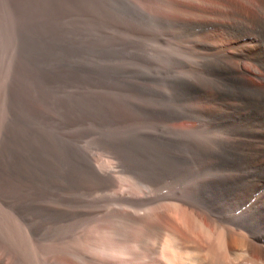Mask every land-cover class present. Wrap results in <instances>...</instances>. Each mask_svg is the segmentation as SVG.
I'll return each instance as SVG.
<instances>
[{
  "label": "rangeland",
  "instance_id": "374dc122",
  "mask_svg": "<svg viewBox=\"0 0 264 264\" xmlns=\"http://www.w3.org/2000/svg\"><path fill=\"white\" fill-rule=\"evenodd\" d=\"M189 1L0 0V264H158L159 260L162 261L164 258L163 254H167L165 255L167 259L166 257L171 253L168 248H162L165 235L163 228L166 227L167 222L168 224L171 222L168 228L172 231H175L177 225L183 227V221L189 220L187 223L190 224L191 220V225L193 224L189 216H186L188 220L185 218L184 207L180 205L183 208L178 209V202H171V192H175L177 188L179 189L177 191H180L183 186H187L188 183L190 186L195 181L198 184L193 183V186L196 185L195 188L199 186L207 190L209 187L205 183L206 179H214L217 176L218 178L215 179H227L223 176L230 179L229 174L232 173L230 169L238 170L234 161L232 163L227 161L229 150H233L230 146L227 147L229 134L226 133L228 129L225 127L228 128V118L222 121L212 119L216 125L213 127L211 118L207 116L204 118L196 112L198 101L200 104L206 103L208 107H217L216 103L214 105L213 102L210 103L207 99L196 96L197 82L200 81L201 76L199 74L206 75V78H200L202 82L205 81L204 83L207 84L212 82L213 86L217 82L216 85L219 84L217 87L221 86V80L224 81L221 78L225 74L221 73L223 69L218 61L207 58V55L200 56L204 48L198 46V40L209 39L211 42L214 41V45H220L227 35L222 28L211 32L210 29L202 30L196 26L197 24L193 26L197 18L194 12L196 13L195 8L199 5L216 10L217 6L213 4L219 0ZM226 1H229L227 6L225 5L226 8L222 6L220 9L221 7L218 6L216 12L219 14L215 12L217 16L213 15L217 18L221 14L222 17L219 16L220 19L223 18L221 21L227 18L224 22L229 25L228 30L236 27L234 30L238 33L246 34L249 33L248 30L251 31L248 35L251 39L249 43H252L251 45L247 43L249 51L264 52V43L263 41L261 43L259 34L252 32L256 26H252L247 20V17L258 12L255 11L258 9L256 0ZM255 2L256 4L253 5ZM182 6L185 7V11ZM235 7L241 9L244 16L236 12ZM239 29L241 31H238ZM224 44L236 56L245 51L242 47L233 50L232 40ZM244 59L242 58V66L248 69L245 74L246 81L254 86L258 84L260 86L262 81L255 71L258 65L253 60ZM200 61L207 62L206 66ZM210 61L212 64L215 61L217 63L212 66ZM197 66H202V71ZM203 67L207 68V72ZM208 67L214 72L212 75ZM206 73L210 74L208 79ZM203 75L201 77H205ZM190 76L193 77L190 79ZM215 76L217 79L213 80ZM218 78L221 80L219 81ZM185 84H189L187 89ZM220 88L225 90L223 87ZM190 93L193 97L189 96ZM186 103L189 105L187 106ZM193 103L197 104L194 106L195 109ZM178 104L182 111L177 109ZM181 106L182 108L185 106V110ZM186 109H189L190 113ZM183 110L188 113H183ZM170 113L178 115L174 114L172 115L174 117H171ZM168 115L170 118L167 117ZM180 115L185 116L182 118ZM195 123L199 125L196 126ZM220 125L222 127L224 125L223 129ZM214 128L217 130L215 131ZM177 129L180 131L176 132ZM198 129L203 131L201 130L200 133ZM167 130L173 131V134ZM218 130H220L218 134H222L220 135L222 141L218 139ZM204 132L208 137L202 135ZM215 133L218 137L214 135ZM192 134L196 137L194 135L192 137ZM224 135L227 140L223 138ZM198 137L200 139H197ZM216 139L222 146L224 143V147L219 148L221 144ZM165 140L167 143H164ZM198 140H201V143L198 144ZM182 141L186 142L184 144L187 148L184 147L185 145L181 147ZM193 145L198 151L194 152L196 148ZM206 145L212 148L209 149ZM191 146H193L192 150H190ZM238 148L235 147L236 151H232L233 157L237 155L235 156L237 159L242 155ZM202 150L207 159L203 157ZM224 151L227 153L224 154ZM210 156L214 158L213 161H210ZM201 159L205 160V164L201 163ZM190 166L193 168L198 166L196 169L202 171ZM98 172L102 175L100 176ZM203 172L207 175L205 176ZM209 173L213 174L214 178ZM140 179H146L145 184L144 180L140 183ZM196 179L203 185L200 186ZM134 181L139 182L138 184L142 186L139 187L143 190ZM147 182L152 184L149 185ZM193 186L187 189H193ZM187 189L185 192L188 191L187 193L192 195L194 190L190 193L191 190ZM219 191L220 194L223 193L222 195H227L229 192L227 189V192L225 189ZM164 198L166 200L168 198V202L164 203ZM165 204L170 206L167 208ZM161 205H164L166 210L162 208L163 206L160 207ZM150 207L153 208L150 210ZM182 209L185 218L183 221L181 217L178 220L182 215H180ZM155 213L157 215L160 213L161 217L164 215L162 219L164 223L166 222L165 227L162 223L159 224L160 221L162 222L161 217L155 216L156 219L153 216L156 215ZM166 215L169 217L167 218ZM154 218L157 222L153 221ZM109 219L119 222V224L116 222L117 225H120V222L122 225L123 222V227L117 228L116 224L108 221ZM149 221L158 223V226L160 225L158 230L159 232L162 230L161 233L157 232L155 227L157 225L151 222L149 225ZM174 221L179 223L176 227ZM147 226L153 227V232L156 231L155 236L153 232L144 236L145 231L142 229ZM137 227L141 228L139 230L142 235L144 234L142 238L145 241L139 238L142 235L138 233L139 237L135 236L136 233L132 235ZM168 228L166 227V232ZM108 229L109 232L117 231L118 235L115 234L118 239L122 235L120 233L124 231L128 233V235L124 233L126 237L122 235L123 239L127 240L123 241L125 244L131 239L133 243V239L138 237L135 240L137 246H134L136 244L134 241V245L131 242L128 244L130 247L126 244L128 250L124 249L126 247L124 243L120 246L122 238L120 237L119 241L115 236L119 241V247L123 246L124 253L120 252L121 250L116 251L117 248H113L117 245L115 240L116 245L107 243L109 240L105 241ZM120 229L124 231L120 232ZM178 229L176 231L180 233L183 228L181 231ZM111 232L108 239L111 236L114 239ZM162 233L163 236L160 237ZM157 235L160 240L153 241ZM143 242L145 246L141 245ZM150 243L158 244L153 246L152 251L157 246L160 247L155 249L160 250L155 251L157 255L152 253L155 255L152 258L155 257L156 261L154 259L150 261L148 258L151 256L146 255L147 250L149 254L152 252L150 250L152 246L148 245ZM106 245L110 248L112 246V250L115 249L114 254L118 253L114 255L111 250L110 255L114 256H110L107 254L109 251H106L110 248ZM138 245L146 252V261L141 257L144 252L138 248ZM148 246L150 248L146 249L145 247ZM136 247L143 252L139 257L143 258L144 263H141L142 259L139 258L137 262H133L132 253L138 251ZM137 254L134 256L137 257Z\"/></svg>",
  "mask_w": 264,
  "mask_h": 264
},
{
  "label": "bare ground",
  "instance_id": "6f19581e",
  "mask_svg": "<svg viewBox=\"0 0 264 264\" xmlns=\"http://www.w3.org/2000/svg\"><path fill=\"white\" fill-rule=\"evenodd\" d=\"M149 1V0H148ZM157 1V0H156ZM160 1H162V0H160ZM167 2H168V0H166ZM180 1V0H179ZM191 1V0H190ZM189 1V2H190ZM209 1V0H208ZM211 1V0H210ZM215 1V0H214ZM218 1V0H217ZM216 1V2H217ZM235 1V0H234ZM254 1V0H253ZM155 2V1H154ZM164 2H165V0H164ZM166 2V3H167ZM202 2V1H201ZM211 2H213V0L211 1ZM256 2L258 3V9H256L253 5H255L256 4ZM256 2L255 3H253V7L256 9L255 11H258L257 13L256 12H253V13H256L255 15H253L251 12V14H252V16H249V17H247V20H249L248 22L249 23H251L252 24V26H256V29L255 30H253L252 32H257L258 34H259V36H260V38H261V43H262V41H263V43H264V17H263V13H264V0H256ZM179 3V2H178ZM184 3V2H183ZM187 3V2H186ZM215 3V2H214ZM229 3V1H226V0H219L216 4H213V5H216L217 6V8H218V6L219 7H221L220 9H222V6L223 7H225V5L227 6V4ZM231 3V2H230ZM156 4V3H155ZM154 4V5H155ZM160 4V3H159ZM169 4V3H168ZM176 4V3H175ZM191 4V3H190ZM212 4V3H211ZM157 5V4H156ZM167 5V4H166ZM180 5V4H179ZM187 5V4H186ZM208 6V5H207ZM212 6V5H211ZM231 6V5H230ZM238 6V5H237ZM241 6V5H240ZM245 6V5H244ZM155 7V6H154ZM176 7V6H175ZM181 7V6H180ZM190 7V6H189ZM196 7V6H195ZM213 7V6H212ZM182 8H183V6H182ZM192 8V7H191ZM217 8H216V10H217ZM226 8V7H225ZM254 8H253V10H254ZM170 9V8H169ZM177 9H179V8H177ZM185 9V7L183 8V10ZM196 10H194V11H196V13L194 12V15L195 14H197V18H195L196 19V22L194 23V25L193 26H195L196 24V26H198V27H200L202 30H203V28H205V29H210V30H212L211 32H213V31H216L217 30V28H222L224 31H225V33H226V35H227V37H225L227 40H225V38H223V41L220 43V45H214V41L213 42H211L209 39L208 40H201V38H200V41L198 40V46H200V47H202V48H204V51H203V53H201L200 54V56H202V55H207V58L208 57H210L209 59H214V60H216V61H218V63L221 65L220 67H222V69H223V71H221V73L223 72V73H225L224 74V76H223V78H221V79H224V81H222L221 79H219V81L221 80V82H220V85L221 86H218L217 87V85H219V84H217L216 85V83H214L215 85L213 86L211 83L212 82H210L209 84H207V82L206 83H204L205 81H201V79L200 78H206V75H205V77H201L202 75H203V73L201 74L199 71L201 70L202 71V66L201 67H198V68H201L199 71H197L198 73H200L199 74V76H200V78H199V82H197V90H196V94H198V95H196V96H199L200 98H205V99H207L208 101H210V103L211 102H213V104L215 105V103L217 104V107H214V106H211V107H208V106H206L207 104L205 103V105L204 104H200V101H198L197 102V104H199L198 105V107H197V115H200V116H204V118H205V116H207L208 118H211V120L210 121H213L214 119H216L217 121H222L224 118H228L227 120L229 121H227L228 122V124L227 123H225V124H227V126H228V128H226L225 127V129H228V132H227V130H226V133H228L229 134V137H228V140H227V138H226V135H224V137L223 138H226V140H227V144H229V145H227V147H231L233 150H235V147H239L238 149L241 151V156L237 159L236 157H237V155H234V157H233V150H229V152L230 153H228V159L229 160H227L228 162L230 161L231 163H232V161H234L237 165H236V168L238 167V170L237 171H235V169L234 170H232L231 171V169H230V172H232V173H230L229 174V176H230V179H228V177H225V176H223L224 178H227V179H221L220 177V179H215V178H218V176L217 177H215L214 178V175L213 174H211V173H209L210 175H213V178L214 179H206V181H205V183L208 185V187L210 188V193H208L209 192V188L207 189V190H203L202 188H200L199 186H197V188H195V186L196 185H198V184H196L197 182L195 181V182H193V183H195L196 185H194L193 186V183L190 185L191 186V188H192V186L195 188V190H194V188L193 189H190L191 190V192L190 193H192V190H194V192H193V194L191 195V194H189V193H187V192H185L186 191V189L188 188V187H190V186H188L189 185V183H188V187L187 186H183V188H185V189H183L182 187H180V188H182L180 191H177V190H179L178 188H177V190L175 191V192H171V194L172 195H170V193L167 195L168 196V198H169V195L171 196L170 197V200H171V202L173 201H175L176 203L178 202V209H179V207H181V206H183V207H181V208H183L184 209V213L186 214L185 215V218H186V216H189V218H191L192 219V225H191V220H190V224H188L189 222V220L188 221H183L185 218H184V215H183V209H182V213H180V215L181 216H179V218H178V220L180 219V217L182 218V225H183V227H181V225H180V227L177 225V227H176V224H179V223H176L175 221V226L174 227H176V229H175V231H172V229H170V228H168V227H170L169 226V224L171 223V222H169V224H168V222H167V225H166V227L168 228L167 230V232L165 231L166 230V227H165V225L164 224H166V222L164 223L163 221V217H164V215H162V217H161V215L159 216V214L157 215L156 213V215H153L154 217L155 216H157V218H160L161 220H162V222L160 221V223L159 224H163V226L165 227V228H163V232L165 233V235H164V247L162 246V248H168V250H171V253H169L168 254V256L169 257H166L167 259H165V255H167V254H163V253H166V252H164L162 249V251H163V259H165V260H163L162 259V261H161V259L159 260V263L161 264V263H163L164 264V262L166 263V261L168 260V264H264V52L263 51H260V52H257V53H251L252 51H249V47L247 46V43H249V41L251 40L250 39V37H249V35L248 34H250V32L251 31H249L248 30V32L249 33H247L246 32V34H244V33H238L237 31H235L234 29H236V27H234V29H232V30H228L229 29V25L226 23V22H224L225 20L227 21V18L224 20V21H221L222 19H220V17H222V16H218L219 17V19H217L213 14H215L216 15V10L215 9H210V8H204L203 6L201 7L200 5L199 6H197L196 8H195ZM219 9V8H218ZM228 9H230V7H228ZM235 9H236V7H235ZM181 11H182V9H180ZM187 10H189L188 8H187ZM191 10V9H190ZM193 10V9H192ZM225 10V9H224ZM231 10H232V6H231ZM234 10V9H233ZM241 10V9H240ZM239 10V8L237 7V9H236V12H239L240 14H241V16L243 15V13L241 12ZM243 10V9H242ZM244 10H246V9H244ZM252 10V9H251ZM185 11V10H184ZM220 11V10H219ZM222 11V10H221ZM229 11V10H228ZM188 12H190V11H188ZM216 12V13H215ZM227 12V11H226ZM231 12H233V11H231ZM235 12V11H234ZM244 12H246V11H244ZM248 12V11H247ZM191 13V12H190ZM190 13H188V14H190ZM192 13H193V11H192ZM187 14V15H188ZM217 14H219V13H217ZM230 14V13H229ZM228 14V15H229ZM245 14V13H244ZM250 14V15H251ZM151 15V14H150ZM192 15V14H191ZM225 14H223V16H224ZM232 15V14H231ZM246 15V14H245ZM248 15V14H247ZM154 16V15H153ZM217 16V15H216ZM230 16V15H229ZM228 16V17H229ZM233 16V15H232ZM240 16V18H243V17H241ZM244 16V15H243ZM162 18H163V16H161ZM226 17V16H225ZM231 17V16H230ZM160 18V17H159ZM165 18V17H164ZM167 18V17H166ZM174 18V17H173ZM189 18H191V17H189ZM238 18V17H237ZM236 18V19H237ZM175 19V18H174ZM173 19V20H174ZM182 19H184V17L182 18ZM192 19V18H191ZM233 19H234V16H233ZM244 19H246L245 17H244ZM244 19H243V21H244ZM185 20V19H184ZM162 21V20H161ZM166 21H168V19L166 20ZM187 20H185V22H186ZM190 21V20H189ZM189 21L187 22V23H189ZM192 21V20H191ZM234 21V20H233ZM171 22H172V19H171ZM184 22V21H183ZM235 22V21H234ZM239 22H241L240 20H239ZM245 22V21H244ZM166 23V22H165ZM168 23V22H167ZM169 23H170V21H169ZM229 23V22H228ZM173 24V23H172ZM176 24V23H175ZM191 24V23H190ZM238 24V23H237ZM170 25H171V23H170ZM174 25V24H173ZM189 25V24H188ZM235 25V24H234ZM249 25V24H248ZM240 26V25H239ZM238 26V27H239ZM190 27V26H189ZM199 28V29H200ZM239 28H241V27H239ZM250 28V27H249ZM204 29V30H205ZM242 30L244 31V29L242 28ZM206 31H208V30H206ZM238 31H241L240 29L238 30ZM219 32H220V30H219ZM245 32V31H244ZM208 33V32H207ZM213 35V34H212ZM217 38V37H216ZM234 38V39H233ZM199 39V38H198ZM234 42V44L231 46L232 48H233V50L234 49H236V48H238V47H242V49H244L245 51H243V52H241V54H239V55H235L234 54V52H232L231 50H230V48H228V47H225V42H227V43H230V41L231 40ZM216 40V39H215ZM216 42V41H215ZM218 42V41H217ZM216 42V43H217ZM197 43V42H196ZM250 43H252V42H250ZM249 43V45H251ZM194 45V44H193ZM264 46V45H263ZM240 49V48H239ZM182 50H183V48H182ZM186 50V49H185ZM237 50V49H236ZM235 50V51H236ZM186 51H188V50H186ZM181 52H183V51H181ZM190 52V51H189ZM193 52H194V50H193ZM240 52V51H239ZM182 54V53H181ZM187 54V53H186ZM185 54V55H186ZM198 54V53H197ZM203 57V56H202ZM237 57H239V59L237 58ZM205 58V57H204ZM237 58V59H236ZM242 58H243V60H245L244 58H247V59H250V61L251 60H253V62L254 63H256L257 65H258V68L257 69H255V71H256V75H258V77L261 79V81H262V84L260 83V86H254V85H252V84H250L249 82H247L246 81V78H245V74L248 72V69H245L243 66H242ZM206 59V58H205ZM204 59V61H207L208 62V60H205ZM181 60V59H180ZM200 60V59H199ZM203 60V59H202ZM211 60V61H212ZM194 61V60H193ZM210 61V62H211ZM214 62V63H217V62ZM207 62L206 63H204V62H202L201 63V61H200V63L203 65V63L205 64V66H206V64H207ZM252 62V63H253ZM197 63H199V62H197ZM199 63V64H200ZM213 63V64H214ZM244 63V62H243ZM250 63V62H249ZM248 63V64H249ZM253 63V64H254ZM209 64V63H208ZM210 64H212V62L210 63ZM212 64V66H214ZM251 64V63H250ZM255 64V65H256ZM217 65V64H216ZM219 66V65H218ZM250 66V65H249ZM253 66V65H252ZM252 66H250V67H252ZM196 67V68H197ZM211 67V66H210ZM255 67V66H254ZM197 68V69H198ZM205 67H203V69H204ZM206 69V72H207V68H205ZM213 69V68H212ZM215 69H216V67H215ZM214 69V70H215ZM219 69V68H218ZM196 70V69H195ZM208 70L210 71V68L208 67ZM204 71V70H203ZM220 71V70H219ZM197 72H196V74H197ZM211 72V71H210ZM213 72V71H212ZM211 72V75L214 73H212ZM215 72H216V70H215ZM220 73V74H221ZM207 74V79L209 78V73H206ZM203 75V76H204ZM217 75V74H216ZM218 75H219V73H218ZM198 76V77H199ZM220 76V75H219ZM184 77V76H183ZM186 77H188V76H186ZM185 77V78H186ZM193 77V76H192ZM191 76H190V79L192 78ZM196 77H197V75H196ZM218 77V76H217ZM257 78V77H256ZM181 79H182V77H181ZM194 79H198V78H195L194 77ZM214 79H217L216 78V76L215 77H213V80ZM255 79V78H254ZM183 81V80H182ZM185 81V80H184ZM191 81V80H190ZM193 82H194V80H193ZM193 82H192V84H193ZM252 82V81H251ZM186 83V82H185ZM219 83V82H218ZM254 83V82H253ZM207 84V85H206ZM186 86H185V88L186 87H188L187 85H189V84H185ZM174 86H175V84H174ZM177 86V85H176ZM180 86H182V85H180ZM184 87V86H183ZM192 87V86H191ZM194 87V86H193ZM220 87H223L225 90H222V88H220ZM177 88V87H176ZM182 89V88H181ZM184 89V88H183ZM187 89V88H186ZM191 89V88H190ZM178 91H180V90H178ZM174 92V91H173ZM182 92V91H181ZM184 92V91H183ZM182 92V93H183ZM186 92H188V91H186ZM191 92V91H190ZM179 93V92H178ZM177 93V94H178ZM173 94V93H172ZM181 94V93H180ZM179 94V95H180ZM188 94V93H187ZM194 94V93H193ZM184 95H186V94H184ZM178 96V95H177ZM182 96H183V94H182ZM189 96H191V97H193L192 95H191V93H190V95ZM188 96V97H189ZM195 96V97H196ZM174 97H176V95L174 96ZM180 97V96H179ZM179 97H177V98H179ZM186 97V96H185ZM187 97V98H188ZM183 98H184V96H183ZM202 99H200L201 101H203ZM179 100V99H178ZM186 100V99H185ZM192 100H194V99H192ZM195 101H197V99L195 100ZM179 102H181V101H179ZM186 102V101H185ZM204 102H206L205 100H204ZM209 103V102H208ZM191 104V103H190ZM196 103H195V105H197ZM179 105L180 104H178V107H179ZM182 105H185V103L183 104L182 103ZM186 105H187V103H186ZM188 105H189V103H188ZM187 105V106H188ZM192 105V104H191ZM194 105V103H193V107L195 106ZM187 106H186V108H187ZM174 108V107H173ZM177 108V107H176ZM181 108H182V106H181ZM192 107H190V109H191ZM139 109V108H138ZM153 109H154V107H153ZM177 109H179V110H181L180 109V107L179 108H177ZM182 109H184L185 110V106H184V108H182ZM193 109V108H192ZM194 109H195V107H194ZM159 110V109H158ZM160 110H161V108H160ZM168 110H170V108H168ZM184 110H183V113H186L189 109H186L187 111H185L184 112ZM154 111V110H153ZM152 111V112H153ZM165 111H167V110H165ZM182 111V110H181ZM180 111V112H181ZM192 111V110H191ZM158 112V111H157ZM189 112V111H188ZM187 112V113H188ZM166 113V112H165ZM178 113H179V111H178ZM186 113V114H187ZM190 113V112H189ZM191 113H193V112H191ZM163 114V113H162ZM168 114H169V112H168ZM171 114V113H170ZM174 114H177V113H173V114H171L170 116L171 117H174V116H172V115H174ZM180 114V113H179ZM185 114V115H186ZM194 114H196L195 112H194ZM161 115V114H160ZM166 115V114H165ZM178 115V114H177ZM185 115H180L182 118H183V116H185ZM162 116H164V114L162 115ZM189 116V115H188ZM167 117H169V115L167 116ZM193 117V116H192ZM192 117H190V119L192 118ZM194 117H195V115H194ZM206 117V118H207ZM170 118V117H169ZM185 118V117H184ZM186 118H188L189 119V117H186ZM196 118H198L199 119V117H197L196 116ZM195 118V119H196ZM193 119V118H192ZM213 119V120H212ZM182 120V119H181ZM225 120V119H224ZM200 121H201V119H200ZM205 121V120H204ZM206 121H207V119H206ZM205 121V122H206ZM187 122V121H186ZM189 122V121H188ZM197 122V121H196ZM203 122V121H202ZM202 122H200V123H202ZM209 122V121H208ZM192 123V122H191ZM210 124L212 123V122H209ZM224 123V122H223ZM196 124V123H195ZM204 123H202V125H203ZM210 124H208L209 125V127H210ZM218 124V123H217ZM197 125H199V124H196V126ZM202 125H200V126H198V127H200V128H202ZM207 125V124H206ZM213 127H216V125L214 124V121H213ZM221 127H222V125H220ZM219 126V127H220ZM174 127V126H173ZM213 127H212V130H213ZM218 127V128H219ZM223 127H224V125H223ZM223 127H222V129H223ZM172 128V127H171ZM199 128V129H200ZM199 129H198V131H199ZM215 129V128H214ZM171 130H173V128L171 129ZM170 130V131H171ZM197 130V129H196ZM202 130V129H201ZM200 130V131H201ZM212 130H209V132L210 131H212ZM217 130V128L215 129V131ZM169 130H167V132H168ZM169 131V132H170ZM174 131V130H173ZM173 131H171L172 132V134H173ZM178 131H180V130H178L177 129V131L176 132H178ZM182 131V130H181ZM184 131V130H183ZM199 131V132H200ZM203 131V130H202ZM201 131V132H202ZM206 132H208V130H205ZM224 131V130H223ZM222 131V132H223ZM166 132V133H167ZM175 132V131H174ZM185 132H186V130H185ZM200 132V133H201ZM218 132H220V130H218L217 131V135H219L218 134ZM165 133V132H164ZM181 133V132H180ZM184 135H185V133L184 132H182ZM187 133V132H186ZM196 134L198 133V132H195ZM194 133V134H195ZM199 133V134H200ZM212 133V132H211ZM194 134H192V137H193V135ZM198 134V135H199ZM228 134H227V136H228ZM166 135V134H165ZM165 135H163V136H165ZM179 135V134H178ZM177 135V136H178ZM182 135V134H181ZM180 135V137H182L183 138V136H181ZM188 135V134H187ZM186 135V136H187ZM202 135H205V132H204V134H202ZM201 134H200V136H202ZM210 135H212V134H210ZM209 135V136H210ZM215 136H217L216 135V133L214 134ZM220 135H222V134H220ZM220 135H219V137H218V139H221L220 138ZM157 136V135H156ZM190 136V135H189ZM188 136V137H189ZM207 135H205V137H206ZM161 137V136H160ZM167 137V136H166ZM171 137V136H170ZM191 137V136H190ZM192 137H191V139H192ZM194 137H196L195 135H194ZM208 137V136H207ZM211 137V136H210ZM222 137V136H221ZM169 138V137H168ZM179 138V137H178ZM214 138V137H213ZM212 138V140H214ZM216 138V137H215ZM162 139V138H161ZM172 139V138H171ZM191 139H189V140H191ZM193 139H195V138H193ZM197 139H200V137H198ZM202 139V138H201ZM168 140V139H167ZM170 140V139H169ZM173 140V139H172ZM184 140H186V139H184ZM196 140V139H195ZM217 140V139H216ZM175 141V140H174ZM179 141V140H178ZM181 141V140H180ZM187 141V140H186ZM194 141V140H193ZM201 141V140H200ZM199 140H198V144H199V142H200ZM204 141V140H203ZM219 140H217V142H218ZM221 141H222V139H221ZM223 141L225 142V140L223 139ZM166 142V140L164 141V143ZM170 142V141H169ZM172 142V141H171ZM183 142V141H182ZM185 142V141H184ZM184 142H183V144L181 143L180 145H181V147H182V145H185L184 147H186V144H184ZM195 142V141H194ZM207 142V141H206ZM214 142V141H213ZM133 143V142H132ZM139 143V142H138ZM159 143V142H158ZM167 143V142H166ZM180 143V142H179ZM186 143V142H185ZM188 143V142H187ZM201 143V142H200ZM202 143H204V142H202ZM219 143H220V141H219ZM163 144V143H162ZM172 144H174V143H172ZM191 144V143H190ZM194 144V143H193ZM196 144V143H195ZM204 144H207V143H204ZM214 144H215V142H214ZM221 144V143H220ZM220 144L218 145V143H217V145L218 146H220ZM169 145V144H168ZM168 145H167V147H168ZM176 145V144H175ZM179 145V146H180ZM203 145V144H202ZM217 145L215 146V147H217ZM224 143H223V146H222V144H221V146L219 147V148H221V147H224ZM165 146V145H164ZM170 146V145H169ZM194 147H195V145H193ZM193 146H191V148H190V150H192L193 149ZM199 146V145H198ZM205 146V145H204ZM146 147V146H145ZM160 147V146H159ZM206 147H207V145H206ZM206 147H204L205 149H206ZM209 147V149L210 148H212V147H210V146H208ZM207 147V148H208ZM241 147V148H240ZM172 148V147H171ZM187 148V147H186ZM189 148V147H188ZM196 148V150H194V152L195 151H198L197 150V147H195ZM178 149V148H177ZM183 149V148H182ZM214 150L216 149V148H213ZM212 149V150H213ZM223 149V148H222ZM237 149V150H238ZM143 150V149H142ZM165 151V150H164ZM170 150L168 149V152H169ZM201 151V150H200ZM208 151V150H207ZM210 151V150H209ZM236 151V150H235ZM163 152V151H162ZM193 152V151H192ZM193 152V153H194ZM204 151L202 150V154H203V157L205 158V156H206V154H205V156H204V153H203ZM211 153H213V151H210ZM218 152V151H217ZM216 152V153H217ZM222 152H223V150H222ZM225 152V151H224ZM237 152H239V151H237ZM236 152V153H237ZM197 153V152H196ZM195 153V154H196ZM211 153H208L209 155L211 154ZM227 152H225L224 154H226ZM240 153V152H239ZM167 154V153H166ZM200 154V153H199ZM218 154H220V152L218 153ZM218 154H216V155H218ZM223 154V156L225 157V155ZM238 154V153H237ZM194 155V154H193ZM222 155V154H221ZM191 156V155H190ZM212 156V155H211ZM210 156V157H211ZM215 156V155H214ZM213 156V157H214ZM227 156V155H226ZM236 156V157H235ZM171 157V156H170ZM175 157V156H174ZM200 157H202V156H200ZM208 157V156H207ZM209 157V158H210ZM218 157V156H217ZM221 157V156H220ZM180 158H182V157H180ZM222 158V157H221ZM227 158V157H226ZM172 159V158H171ZM175 159V158H174ZM184 159V158H183ZM188 159V158H187ZM191 159H192V156H191ZM205 159H207V158H205ZM214 159V158H213ZM213 159H212V157H211V159H210V161L212 160L213 161ZM215 159H217V158H215ZM223 159V158H222ZM182 160V159H181ZM194 160V159H193ZM198 161H199V159H197ZM218 160H219V158H218ZM177 161V160H176ZM198 161H196L197 163H198ZM201 163H204V161L205 160H202L201 159ZM209 160H208V162H210ZM183 162V161H182ZM186 162H188L187 160H186ZM189 162H191V161H189ZM195 162V163H196ZM215 162H216V160H215ZM218 162V161H217ZM221 162V161H220ZM173 163V162H172ZM175 163V162H174ZM196 163V164H197ZM200 163V162H199ZM219 163V162H218ZM235 163H233L234 165H235ZM163 164V163H162ZM184 164V163H183ZM205 164V163H204ZM207 164H209V163H206V165ZM211 164V163H210ZM215 164V163H214ZM129 165V164H128ZM140 165V164H139ZM180 165H181V163H180ZM189 165H190V163H189ZM188 165V166H189ZM206 165H204V167L206 166ZM215 165H217V164H215ZM226 165V164H225ZM203 166V165H202ZM211 166V165H210ZM228 166H231V165H228ZM191 167V166H190ZM198 166H196V167H191V168H193V169H196ZM208 167H209V165H208ZM212 167V166H211ZM210 167V168H211ZM234 167V166H233ZM177 168V167H176ZM189 168V167H188ZM200 168V167H199ZM224 168V170H227V169H225V167H223ZM226 168H228V167H226ZM97 169H98V167H97ZM193 169H191V172H192V170ZM208 169V168H207ZM99 170V169H98ZM101 170V169H100ZM105 170V169H104ZM190 170V169H189ZM188 170V171H189ZM196 170H198V169H196ZM195 170V171H196ZM200 170V169H199ZM198 170V171H199ZM209 170H211L212 172H214L212 169H209ZM179 171V170H178ZM181 171V170H180ZM200 171H202V169L200 170ZM229 171V170H228ZM91 172V171H90ZM100 172V171H99ZM98 172V173H99ZM187 172V171H186ZM210 172V171H209ZM220 172V171H219ZM94 173H96V172H94ZM169 173V172H168ZM167 173V174H168ZM217 173V172H216ZM216 173H214V174H216ZM226 173V172H225ZM225 173H223V174H225ZM229 173V172H228ZM97 174V173H96ZM95 174V175H96ZM100 174V173H99ZM99 174H98V176H99ZM179 174V173H178ZM203 174L206 176L207 174L205 173V172H203ZM220 174H222V173H220ZM220 174H218V175H220ZM102 174H100V176H101ZM145 175V174H144ZM164 175V174H163ZM181 175V174H180ZM97 176V177H98ZM165 176H166V174H165ZM94 177H96V176H94ZM102 177H104V176H102ZM102 177H101V179H102ZM204 177V176H203ZM202 177V179L204 180V178ZM205 178H207V177H205ZM101 179H100V182H101ZM199 179V178H198ZM127 180V179H126ZM125 180V181H126ZM129 180V179H128ZM142 180H144V179H140V183H143V181ZM146 180V179H145ZM144 180V184H145V181ZM150 180V179H149ZM148 180V181H149ZM156 180V179H155ZM159 180V179H158ZM169 180V179H168ZM195 180V179H194ZM197 180V179H196ZM200 180V179H199ZM96 181H97V179H96ZM103 181H105V180H103ZM139 181V180H138ZM151 181V180H150ZM153 181H154V179H153ZM198 181V180H197ZM89 182V181H88ZM114 182V181H113ZM134 182H136L137 183V181H134ZM152 182V181H151ZM155 182V181H154ZM202 182V181H201ZM204 182V181H203ZM92 183H93V181H92ZM97 183V182H96ZM128 183V182H127ZM135 183V184H136ZM139 183V182H138ZM137 183V184H138ZM148 183V182H147ZM198 183H199V185L201 186V185H203L202 183L200 184V182L198 181ZM89 184V183H88ZM91 184V183H90ZM135 184H134V186H135ZM136 184V185H137ZM149 184V183H148ZM150 184H152V183H150ZM149 184V185H150ZM169 184V183H168ZM205 184V185H206ZM113 185V184H112ZM133 185V184H132ZM155 185V184H154ZM233 185H235V187L233 186ZM139 186H141V185H139L138 184V187ZM142 187V186H141ZM141 187H139L140 189H142L143 190V188H141ZM144 187H147L146 185H144ZM199 187V188H198ZM130 188V187H129ZM137 188V187H136ZM205 188V187H204ZM135 189V188H134ZM140 189H137V190H140ZM189 189H187V190H189ZM219 189H225V191H226V189L229 191L228 193H227V195H222V194H220L221 192L219 191ZM222 191V190H221ZM96 192V191H95ZM223 192V191H222ZM227 192V191H226ZM225 193V192H224ZM167 194V193H166ZM226 194V193H225ZM146 196V195H145ZM166 196V197H167ZM152 198V197H151ZM158 198V197H157ZM168 198H167V200H168ZM165 199V198H164ZM166 199L163 201L164 203H165V201L166 202H168ZM117 202V201H116ZM163 202H161V203H163ZM170 202V201H169ZM167 204H165V206H166ZM174 205H176L177 206V204H174ZM181 205V206H180ZM163 206V207H162ZM168 206H170V204L168 205ZM168 206H166L167 208H168ZM154 207H157V206H154ZM159 207V206H158ZM160 207H162V208H164L165 209V207H164V205H161ZM151 208H153V207H150V210H151ZM160 209V208H159ZM170 209V208H169ZM149 210V209H148ZM149 210V211H150ZM154 210V209H153ZM166 210V209H165ZM172 210V209H171ZM180 211H181V209H180ZM153 212H155V211H153ZM171 212H173V211H171ZM170 212V213H171ZM177 212V211H176ZM144 213V212H143ZM147 213V212H146ZM165 213V212H164ZM164 213H161V214H164ZM178 213H179V211H178ZM147 214H149V212L147 213ZM154 214V213H153ZM165 214H167V213H165ZM172 214V216H174L173 215V213H171ZM142 215V214H141ZM175 215H177V213H175ZM146 217H147V215H145ZM150 216V215H149ZM159 216V217H158ZM183 216V217H182ZM116 217V215H114V218ZM121 217V216H120ZM144 217V216H143ZM145 217V218H146ZM166 217L168 218L169 216L168 215H166ZM171 217V216H170ZM117 218H118V215H117ZM151 218H153V217H151ZM156 218V217H155ZM154 218V219H155ZM156 218V219H157ZM163 218V219H162ZM110 219H112V218H110ZM108 220V221H112V220H115V219H112V220ZM135 219V218H134ZM149 219V218H148ZM156 219L155 220H153V219H151V220H153V221H156ZM159 219V220H160ZM170 219V218H169ZM172 219H174V218H172ZM175 219H177V218H175ZM132 220V219H131ZM130 220V221H131ZM126 221H128V220H126ZM142 221H144L143 219H142ZM146 221V220H145ZM165 221H169V220H165ZM117 222V221H116ZM116 222H113L112 221V223H114V224H116ZM146 222H148V221H146ZM145 222V223H146ZM150 222L151 221H149V225H150ZM157 222V221H156ZM159 222V221H158ZM174 222L172 223L173 225H174ZM179 222V221H178ZM188 222V223H187ZM110 224H109V227H111L110 225H111V222H109ZM118 224H119V222H117ZM153 222H151V224H152ZM153 224H155V222L153 223ZM180 224H181V222H180ZM148 225V226H149ZM155 225H157V226H155L156 227V229L158 230L159 229V226H158V223L157 224H155ZM171 225V224H170ZM114 226V225H113ZM116 226H117V228L119 227L120 228V226H121V228L123 227V222H122V225H121V222H120V225H117L116 224ZM146 227L145 229H142V231H145L144 233H145V235L144 236H146V234H152L151 232H153V227ZM153 226V225H152ZM162 226V225H161ZM162 226V227H163ZM89 227V226H88ZM108 227V228H109ZM136 227V226H135ZM154 227V228H155ZM158 227V228H157ZM162 227H160V229H162ZM138 229L137 230H139V229H141L140 227H137ZM171 228H173L172 226H171ZM178 228H180V229H178ZM183 228V229H182ZM170 229V230H169ZM178 229V231H181V229H182V231L179 233V232H177L176 230ZM121 230H122V232L124 231V229H120V232H121ZM134 230V229H133ZM132 230V231H133ZM136 230V229H135ZM134 230V232H132V235H133V233H136L135 234V236H138L139 237V235L141 236L142 234L140 233L141 231L139 230L138 232H136ZM155 230V229H154ZM81 231V230H80ZM108 231V236L110 235L109 233L111 232H109V229L107 230ZM162 231V230H161ZM161 231L159 232V230L157 231V232H159V233H161ZM155 232L156 231H154L153 232V234H154V236H155ZM115 233H117V235H118V232L117 231H112L111 232V234L113 235V237H114V239L112 238V236L111 237H109V239L107 238L108 236H106L105 235V237H106V240L105 241H107V240H109V242H107V243H110V245H116V243H117V245H116V247H114L113 246V248H117V250L116 251H120V252H123L124 253V250L122 249L123 248V246L120 248L119 247V241H120V239L122 238V241H120V246L121 245H123V241L125 240V239H123L124 237H122V235L125 233V231L123 232V233H120V237H119V239H118V236L115 234ZM130 233V232H129ZM137 233L139 234V235H137ZM126 235H128V233H125ZM124 234V235H125ZM158 234V233H157ZM99 235V234H98ZM102 235V234H101ZM123 235V236H124ZM126 235H125V237H126ZM141 236V237H139V238H142V237H144V236ZM161 235L163 236V233L162 234H160V237H161ZM115 236H117V239L119 240V241H117L116 240V237ZM131 235H129V237H130ZM135 236H133V237H135ZM153 236V235H152ZM128 237V236H127ZM132 237V238H133ZM137 237V238H138ZM151 237V236H150ZM149 237V238H150ZM136 237H135V240L137 239ZM153 238V237H152ZM159 237H158V235H157V237H156V239H155V237H154V239H153V241H156V240H160V239H158ZM163 238V237H162ZM147 239V238H146ZM111 240V241H110ZM112 240H113V242H112ZM114 240L116 241V243L114 242ZM132 240V239H131ZM131 240L128 242V244H130V242H131ZM134 239H133V243L131 242V244L132 245H134V243L136 242ZM142 240H143V238H142ZM102 241V240H101ZM125 241H127V240H125ZM135 241V242H134ZM138 241V240H137ZM143 241H145V240H143ZM121 242H122V244H121ZM139 242V241H138ZM157 242V241H156ZM162 242H160V243H162ZM107 243H105V244H107ZM112 243V244H111ZM115 243V244H114ZM144 243L145 242H143V244L141 243V245L143 246L144 245ZM162 243V244H163ZM98 244V243H97ZM126 244H127V242H126ZM126 244L124 243V245L126 246ZM127 244V245H128ZM139 244V243H138ZM157 244V243H156ZM155 243H154V245H156ZM149 246H152L151 247V251L153 250L152 248H153V243L151 244H148ZM158 245V244H157ZM34 246V245H33ZM106 246H108V245H106ZM129 247H130V245H128ZM128 246H126V247H124V249L126 248L127 250H128ZM134 246H137V242H136V244L134 245ZM134 246H132V247H134ZM145 246V245H144ZM146 246H147V242H146ZM145 247L146 249H149L150 247ZM161 246V245H160ZM109 248H110V246H108ZM107 247V248H108ZM132 247H131V249H132ZM108 248V249H109ZM119 248V249H118ZM137 248V247H136ZM136 248L134 249V251L136 250ZM138 248H141L139 245H138ZM137 248V249H138ZM160 248V247H159ZM158 248V246H157V248H155V249H159ZM115 249H113L112 250V246H111V248H110V250H106V251H109V252H107V254H109L110 255V251L112 252V254H114V250ZM142 249V248H141ZM141 249H138V251L136 252H134V253H139V254H137V257H135L134 255H136V254H134V253H132V257H133V259H134V261L133 262H137V259L139 258L140 259V257H139V255L141 254V252L142 251H139V250H141ZM145 249V250H146ZM154 249V251H152V252H150V254H149V250H147L146 252H144V250H143V252H144V254H141V255H143V256H141V257H144V261H146V258H145V253H146V255L148 256V257H150V258H148V259H150V261H151V259H154L155 260V257L154 258H152L153 256H155L154 254H156L157 255V253L156 252H158V251H160V250H155ZM35 250V249H34ZM164 250H167V249H164ZM91 251V250H90ZM114 251V252H113ZM126 251V250H125ZM156 251V252H155ZM100 252V251H99ZM118 252H116L115 254H117ZM142 252V253H143ZM154 252V254H152ZM168 252H170V251H168ZM126 253V252H125ZM129 253H131L130 251H129ZM114 254V255H115ZM161 254V255H162ZM171 254V255H170ZM106 255V254H105ZM114 255H110V256H114ZM150 255V256H149ZM80 256V255H79ZM84 256V255H83ZM124 256H126V255H124ZM116 257V256H115ZM136 259H135V258ZM36 258V257H35ZM93 258V257H92ZM121 258V257H120ZM157 258V257H156ZM117 259V258H116ZM119 259V258H118ZM142 259V260H141ZM140 260H141V263L143 262V258H141ZM147 259V260H148ZM129 260V259H128ZM139 261V260H138ZM156 261V260H155ZM161 261V262H160ZM70 262H72V261H70ZM74 262V261H73ZM140 262V261H139ZM40 263V262H39ZM144 263V262H143ZM158 263V264H159ZM166 263V264H167ZM73 264V263H72ZM76 264H78V263H76Z\"/></svg>",
  "mask_w": 264,
  "mask_h": 264
}]
</instances>
